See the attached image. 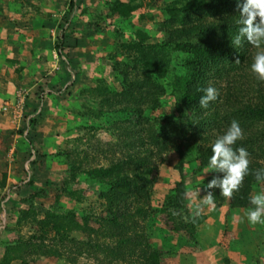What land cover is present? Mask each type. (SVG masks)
I'll list each match as a JSON object with an SVG mask.
<instances>
[{
    "label": "trees",
    "instance_id": "16d2710c",
    "mask_svg": "<svg viewBox=\"0 0 264 264\" xmlns=\"http://www.w3.org/2000/svg\"><path fill=\"white\" fill-rule=\"evenodd\" d=\"M154 1L146 4L154 5ZM162 1L163 4L155 7L162 11V19L157 24L160 36L156 39L148 29H123L119 26L144 6L143 0H105L109 12L97 15L93 26H98L100 30L101 22L109 15H115L113 18L118 19V26L112 27L115 40L107 55L102 57V61L110 63L118 86L112 88L104 77H99L92 86L80 87L78 91L87 93L88 99L97 106L96 110L86 111L92 115V119H107L110 116V122L125 137L120 143H115L116 147L120 144L125 147L124 154L109 158L106 166L85 168L81 161L74 158V155H79L78 152L74 155L68 150L60 153L66 175L61 184L54 188L55 201L48 208L36 203V198L41 196L37 189L48 181L42 180L39 175H31L25 183L29 190L20 197L25 207L13 212V216L16 217V226L27 224L33 226L34 230L26 238L19 236L13 242H3L0 264L13 261L28 264L27 258L31 256L58 258L61 251L57 245L63 243H75L78 254L83 246L89 254L90 243L82 239L76 242L78 239L72 232L88 235L99 232L109 238L111 242L95 247L104 252L109 263L162 264V253L149 245L144 226L152 202L157 204L161 201L154 196L157 192L154 189L158 172L156 160L163 161L166 152H174L178 156L173 165L177 175L170 188L174 193L171 200L162 202L161 209L157 210H172L166 218L193 239L202 218L191 215L187 208L184 158L188 152H192L193 159L190 161L196 165L190 172L192 176L208 167L215 139L224 134L233 120L238 121L244 130V139L238 141L235 147H244L249 152L251 173L230 202L236 208L252 207L250 197L253 196V185L264 187V182H257L252 174L264 169V82L256 79L250 67L258 49L246 41L239 48L232 44V38L240 27L238 0ZM82 2H66V15L58 24L61 32L54 41L64 65L71 69L74 67L67 50L72 47L68 41L72 31L66 29L72 24V10ZM243 2L239 0V3ZM124 31H129L127 39H123ZM236 59L240 60L239 64L235 63ZM176 68L182 86L174 89L169 84V90L165 80ZM73 72L79 75V70L73 69ZM61 81L66 84V72L51 82L52 87ZM69 81L64 91L76 85L74 76ZM209 86L218 90V99L210 102L208 108H201L199 100L204 95L202 89ZM135 90L143 91L145 95L137 97ZM167 92L173 96V104L168 110H159L162 106L160 100ZM149 110L158 111L151 124L145 118ZM28 138L35 153L30 165L38 164L41 168L45 159L51 161L52 154H40L30 136ZM216 176L222 178L223 174L211 172L199 184L207 188V184ZM77 177L105 187L98 193L102 200L100 214L92 216L87 213L79 218L74 207L64 206L60 202L63 194L69 201H82L83 189L76 193L68 188L77 182ZM20 188L22 186L17 185L16 195ZM208 191H213L215 203L224 198L218 188ZM50 233H53L51 239L54 244L48 245L45 243Z\"/></svg>",
    "mask_w": 264,
    "mask_h": 264
},
{
    "label": "rangeland",
    "instance_id": "374dc122",
    "mask_svg": "<svg viewBox=\"0 0 264 264\" xmlns=\"http://www.w3.org/2000/svg\"><path fill=\"white\" fill-rule=\"evenodd\" d=\"M63 1L0 0V11H20L21 15L27 18H29L30 12L44 18L45 26L38 34H35L31 46L33 52L38 53V59L41 58L43 61L41 66L46 68L45 61L48 63L46 71L49 72L47 75L44 68H38L37 71H41L38 75L41 85L35 83L37 81L34 83L38 96L40 90L42 92L46 88L52 89V92L46 94L43 92L44 94L41 93L40 97L34 98L35 103L31 108H28V96L33 89L31 90V87L26 83H21L19 86L20 79H16L13 99L0 102V254L3 251V242H13L19 236L26 238L34 230L33 226L27 224L16 226V217L13 216V212L25 207L20 197L29 190V187H25V183L31 175H39L42 180L48 181L39 186L37 190H40L41 196L36 198L37 204L48 208L55 201L54 188L61 184L66 175L60 153L68 150L74 155L78 152L79 155H74V158L78 162L81 161L85 168L106 166L109 158L124 154L125 147H122V144L116 147L115 143H120L125 137L111 123L110 116L108 115L107 119L104 117L92 119V115L87 114L86 111L98 108L93 104V100L88 99L87 93L81 94L78 91L80 87L92 86L94 80L99 77H104L112 88L117 85L110 63L107 60L106 62L102 61V57L107 55L115 40V32L112 28L109 27L107 32L105 31L107 23L109 24L115 15L105 18L101 22V27L104 30H101L102 28L99 30L98 26L95 27L93 24L97 20V15H106L109 12L108 7L102 0H83L80 8L76 11V18L71 27L66 29V31H72L71 38L68 39L69 45L72 47L67 50V53L70 57L71 50L76 48L79 43L81 45L84 40L85 45L93 47V54L89 53L91 57L92 55L96 56L93 60L94 66L91 64L82 65V61H87L85 57L89 56L87 54L88 47H84L80 56L70 57L73 69L79 70V75H75L71 67L64 65L56 58L54 50V41L61 32L58 24L62 23V19L66 15V9H60ZM150 1L143 0L144 6L140 8V11H136L135 16L128 20L127 24L120 23L119 26L123 29H148L150 35L157 39L160 36L157 24L162 19V11L155 7L163 4V1L156 0L154 5L149 6L146 3ZM88 9L91 10L88 11ZM0 18L3 20L4 17L0 16ZM116 26L118 25L116 24ZM17 34L18 32H16V37ZM129 35V31H124L123 39H127ZM17 39L18 37L12 36L9 39V46L14 47ZM33 66L36 68L34 64ZM62 72H66V84L61 81L60 84H55L56 86L52 87L51 80L59 78ZM71 76L75 77L76 85H73L70 90L64 91L65 85L70 83ZM165 83L168 84L169 90V84L174 89L182 86L177 68L168 74ZM4 88L9 89L5 85ZM19 91L25 93L21 94ZM135 94L138 97L145 95V92L135 90ZM160 101L162 106L159 110H168L174 99L167 92ZM156 113H158L157 110L146 112L145 118L150 121V124L154 122ZM29 136L40 154H52L51 161L45 159L41 168L38 164L30 165L31 161L35 159V153L32 149L33 146L29 144ZM188 153L183 164L187 173L185 195L188 200L187 208L191 215H194L195 204L199 203L195 193L200 189V198H203L207 193L208 189L199 183L211 172L206 173L208 171V167H206L195 172L194 176L190 175L191 170L195 169V164L190 161L193 159L192 152ZM163 157V161L156 160L158 172L154 187L157 191L154 196L161 201L157 204L152 202L150 214L146 217L144 224L145 239L152 248L161 251L162 264H264V224H249L245 215L249 209L232 207L230 199L224 197L219 203H215V207H202L200 214L197 215L202 218V221L196 228V233L192 236L193 239L189 238L188 234L176 223H171L166 218L172 210H167V212L157 210L162 206V202L171 200V195L174 192L170 191V188L177 175V170L173 165L177 162L178 156L174 152H166ZM255 158L263 161L261 157L255 156ZM76 181L68 188L75 190L76 193L83 189L82 201H69L63 194L60 196V202L64 206L74 207L79 218L87 213L92 216L100 214L102 200L98 197V193L105 187L94 182H84L80 177H77ZM1 182L3 186H1ZM17 185L22 186L18 190V195L14 193L17 192ZM252 190L255 195L264 191V187L254 184ZM90 224L95 226L92 221ZM72 235L78 239L76 242L82 239L90 243L89 254L83 246V248L81 247L82 252L78 254L79 250L75 243L55 244L61 251L60 257L31 256L27 258L28 264H129L121 261L109 263V258H106L104 252L95 248L97 244L103 245L111 242L101 233L92 232L88 235L72 232ZM52 236L53 233H50L45 244H54ZM10 264H22V262L13 261Z\"/></svg>",
    "mask_w": 264,
    "mask_h": 264
},
{
    "label": "clouds",
    "instance_id": "9594fccd",
    "mask_svg": "<svg viewBox=\"0 0 264 264\" xmlns=\"http://www.w3.org/2000/svg\"><path fill=\"white\" fill-rule=\"evenodd\" d=\"M240 25L238 33L232 38L234 47H242L246 41L254 46L256 52L251 71L256 79L264 82V0H244L239 3ZM236 64L240 63L236 59ZM199 104L201 108H208L210 102L218 99L219 92L215 87L209 86L202 89ZM244 139V130L238 121L233 120L224 134L218 136L212 147L211 156L208 161V172L222 173V178L216 176L207 184V189H219L220 194L226 199H231L234 193L238 192L243 185L245 178L251 173L250 154L244 147H235L238 141ZM255 179L257 182H264V169L256 170ZM200 189L195 195L199 203L195 204L194 215H199L203 206L215 207V195L213 191H207L203 198L199 197ZM252 207L246 212L249 224H264V191L250 197ZM175 215V213H173Z\"/></svg>",
    "mask_w": 264,
    "mask_h": 264
},
{
    "label": "crops",
    "instance_id": "0c3cea01",
    "mask_svg": "<svg viewBox=\"0 0 264 264\" xmlns=\"http://www.w3.org/2000/svg\"><path fill=\"white\" fill-rule=\"evenodd\" d=\"M67 1L68 0H64L63 3H61V7H60L61 10L63 8L66 9V6L64 5L66 4ZM102 1L105 2V0H102ZM79 8L80 6L75 7L72 11V18H71L72 23L74 19L76 18V11H78ZM90 10L91 9H88V11ZM137 11H140V10H137ZM135 14H136V11L133 12L132 17L128 18V20L132 19L135 16ZM0 16L4 17L3 20L0 18V102L4 100L11 101L13 99L14 91H15L14 90L15 80L20 79L19 86H21V83H26L28 86L31 87V90L33 89L32 92H30L28 96L29 102L27 104L28 108H31L33 104L35 103L33 99L38 96L35 91V83L37 84L39 83L38 85H41L40 83L41 79L39 80L40 76H38L40 75L39 73L41 71L38 72L37 69L44 68L41 66L43 61L41 60V58L38 59L39 57V55H37L38 53L33 52L31 43L33 42L32 39H34L35 34H38V32H40L41 29L44 28L45 26L43 24L44 18L41 15H36L35 13H30V12H29V18H27L26 16L21 15L20 11H0ZM128 20H123V23L126 22L125 24H127ZM117 21L118 19L114 18L110 21L109 24L106 22L107 27L105 31L107 32L109 27L112 28L116 26L115 23ZM16 32H18L17 43L14 47H10L9 39H11L12 36L17 38ZM87 37L90 38L89 36ZM83 41L81 42V45L79 43V45L76 48L71 50L70 57L72 56L76 57V55L80 56V53L84 51V47H88L87 54L89 53L93 54L92 53L93 47H91V45L89 46L85 45ZM54 50H55L56 58L59 59L61 63H63L64 60H62L63 58H61L58 55L55 47H54ZM95 56L96 55L94 56L92 55L91 57L90 54L89 56H86L85 59H87V61H84V62L82 61V65L91 64L92 66H94L93 60H95ZM33 64L36 66V68H34V66L32 67ZM45 64L48 67V63H46V61H45ZM47 67L44 69H45V73L47 72V75H48L49 71H46ZM55 80L57 79H53L51 80V82H54ZM4 85L9 87V89L4 88ZM43 90L44 91L42 92L41 90L39 91L38 97H40L41 93L43 92L45 94L50 93V91L52 92L51 89L49 90L47 88ZM0 122H1V116H0Z\"/></svg>",
    "mask_w": 264,
    "mask_h": 264
},
{
    "label": "built area",
    "instance_id": "2783aa9c",
    "mask_svg": "<svg viewBox=\"0 0 264 264\" xmlns=\"http://www.w3.org/2000/svg\"><path fill=\"white\" fill-rule=\"evenodd\" d=\"M21 94L25 93L24 91H19ZM19 95V94H18Z\"/></svg>",
    "mask_w": 264,
    "mask_h": 264
}]
</instances>
